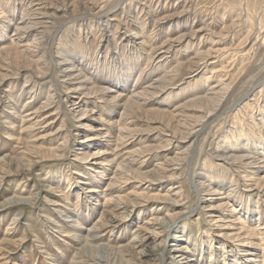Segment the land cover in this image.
Instances as JSON below:
<instances>
[{"label": "rangeland", "instance_id": "1", "mask_svg": "<svg viewBox=\"0 0 264 264\" xmlns=\"http://www.w3.org/2000/svg\"><path fill=\"white\" fill-rule=\"evenodd\" d=\"M180 254L264 264V0H0V264Z\"/></svg>", "mask_w": 264, "mask_h": 264}, {"label": "bare ground", "instance_id": "2", "mask_svg": "<svg viewBox=\"0 0 264 264\" xmlns=\"http://www.w3.org/2000/svg\"><path fill=\"white\" fill-rule=\"evenodd\" d=\"M149 236V235H148ZM178 239V238H177ZM142 240V239H141ZM150 240V238H147L146 240H142V242L139 244L140 246H142V245H145V244H147L148 242L147 241H149ZM153 241V240H152ZM153 246L154 247H157L158 245L156 244V242H155V240L153 241ZM179 250V249H178ZM149 251V250H148ZM177 251V250H176ZM145 256H149V254L148 253H145L144 254ZM158 259H160V261L162 260L161 258H163V254H159L158 255V257H157ZM177 258H179V260H177V264H187V262H186V260H187V258L183 255V254H180V255H177ZM157 259V260H158Z\"/></svg>", "mask_w": 264, "mask_h": 264}]
</instances>
